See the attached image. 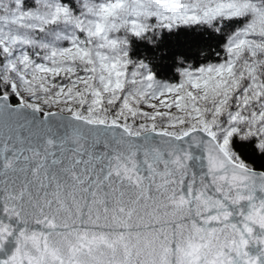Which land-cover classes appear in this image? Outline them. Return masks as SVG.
<instances>
[{
    "label": "snow or ice",
    "instance_id": "obj_1",
    "mask_svg": "<svg viewBox=\"0 0 264 264\" xmlns=\"http://www.w3.org/2000/svg\"><path fill=\"white\" fill-rule=\"evenodd\" d=\"M0 264H264V0H0Z\"/></svg>",
    "mask_w": 264,
    "mask_h": 264
}]
</instances>
